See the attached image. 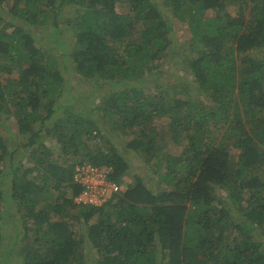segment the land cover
Masks as SVG:
<instances>
[{
  "label": "trees",
  "instance_id": "1",
  "mask_svg": "<svg viewBox=\"0 0 264 264\" xmlns=\"http://www.w3.org/2000/svg\"><path fill=\"white\" fill-rule=\"evenodd\" d=\"M170 14L189 35L177 57ZM177 62L192 80L156 85ZM69 72L115 87L71 111ZM0 115L18 137L10 148L0 130L4 263L12 203L22 264H264V0H0ZM131 153L164 162L155 183L122 187ZM82 161L109 166L119 191L75 203Z\"/></svg>",
  "mask_w": 264,
  "mask_h": 264
},
{
  "label": "rangeland",
  "instance_id": "2",
  "mask_svg": "<svg viewBox=\"0 0 264 264\" xmlns=\"http://www.w3.org/2000/svg\"><path fill=\"white\" fill-rule=\"evenodd\" d=\"M228 10L231 12V14L235 15L237 7L234 4H228L226 6ZM5 15V14H4ZM73 10L70 8H66L65 11L63 12L62 18L64 16H73ZM172 18L171 14L169 16ZM9 18V17H8ZM169 27V32H170V38L173 43L174 47V56L177 57L179 53L182 51H188V45L185 44V41L188 40V31L187 27L185 24L180 23L176 20H173L170 23ZM43 31H40V29H36L35 33L37 36V41L41 43L44 46H49V30L47 31L45 28L42 29ZM64 39L66 42H70L71 38L69 34L64 35ZM64 45V43L62 44ZM62 45L60 48H51V51L53 53H58L60 49H62ZM65 46V45H64ZM260 55V54H259ZM169 55L166 54L164 61H167ZM183 63L182 62H177L175 64L169 65L168 70H163L160 74H156V85L157 83H168L171 84L174 82L176 79V76L178 77H185L187 80H192V76L190 73H188L186 70H183ZM69 90L67 91L69 94V97L66 99L70 100L69 101V110L71 111H81L83 110L84 112L89 111L90 108L94 107L96 104H98L101 99L104 97L105 92L112 90L115 86L113 84H109L106 81H101L100 83L95 82L94 80H81L78 78H74L72 76L71 72H69ZM151 90V89H150ZM192 92V89H190V93ZM201 95V94H200ZM61 103V102H60ZM61 114V110H59ZM82 112V113H84ZM48 122L47 124H49ZM50 125V124H49ZM49 127V126H48ZM105 129H107V136L111 138L115 143H121V140L131 138L132 135L128 133H117L112 130L110 125H106ZM0 130L5 136L8 145L10 148L12 146L14 147L17 144L18 137L15 134L16 127L14 125L13 118L11 116L5 118L4 115H0ZM117 133V135L115 134ZM168 134H163L164 139H161L159 141V146L161 148L167 149L168 146L170 147L169 149L173 154H176L181 151V146L178 144L176 146L171 145L170 143L172 142L168 138ZM42 138L41 140L45 141V138L47 136L44 135V133L41 135ZM46 142L48 146L51 147L52 151V156L51 158L53 159H58L61 162H64L67 156H63V154L60 152L59 146L51 140V138H46ZM118 141V142H117ZM15 159L18 158V153L15 154ZM130 157V171L123 176V183L122 187L124 188L126 184H132V182L135 181V177L138 176L139 178L149 182V183H155L158 172H164V169L161 167L164 162L160 161V164L156 161V157L152 156L149 160L148 164H145L142 159L137 158V155L134 153L129 154ZM71 158V157H70ZM17 164V160H16ZM9 164L6 163V167ZM11 215L13 216V219L15 221L14 224L9 221L4 227H3V233L5 236V244L3 247V256L6 258L7 262H3L0 260V264H22L20 254H19V248L21 246V236H22V228L19 226V219L15 216L16 215V208L15 206L11 203ZM15 217V218H14ZM264 242V239H263ZM92 256V253H90V257ZM95 260V259H93Z\"/></svg>",
  "mask_w": 264,
  "mask_h": 264
},
{
  "label": "built area",
  "instance_id": "3",
  "mask_svg": "<svg viewBox=\"0 0 264 264\" xmlns=\"http://www.w3.org/2000/svg\"><path fill=\"white\" fill-rule=\"evenodd\" d=\"M111 168L106 165H94L78 162L74 167L73 182L83 186L74 197L75 203L99 205L117 193L120 185L110 178Z\"/></svg>",
  "mask_w": 264,
  "mask_h": 264
}]
</instances>
